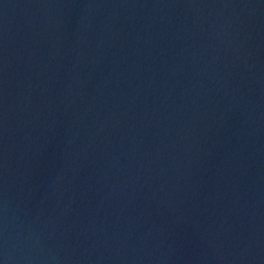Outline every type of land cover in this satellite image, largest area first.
Wrapping results in <instances>:
<instances>
[{
	"label": "water",
	"instance_id": "water-1",
	"mask_svg": "<svg viewBox=\"0 0 264 264\" xmlns=\"http://www.w3.org/2000/svg\"><path fill=\"white\" fill-rule=\"evenodd\" d=\"M0 264H264V0H0Z\"/></svg>",
	"mask_w": 264,
	"mask_h": 264
}]
</instances>
